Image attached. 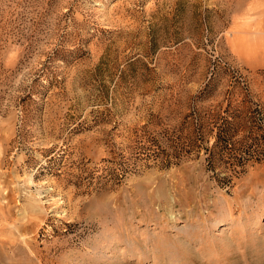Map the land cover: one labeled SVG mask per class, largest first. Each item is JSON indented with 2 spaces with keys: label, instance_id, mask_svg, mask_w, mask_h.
Returning <instances> with one entry per match:
<instances>
[{
  "label": "rangeland",
  "instance_id": "rangeland-1",
  "mask_svg": "<svg viewBox=\"0 0 264 264\" xmlns=\"http://www.w3.org/2000/svg\"><path fill=\"white\" fill-rule=\"evenodd\" d=\"M0 259L264 264V0H0Z\"/></svg>",
  "mask_w": 264,
  "mask_h": 264
},
{
  "label": "trees",
  "instance_id": "trees-1",
  "mask_svg": "<svg viewBox=\"0 0 264 264\" xmlns=\"http://www.w3.org/2000/svg\"><path fill=\"white\" fill-rule=\"evenodd\" d=\"M232 125H233V122L232 121H228L226 126H222V125H218L217 126L218 131H217V134H216V141H215V144H216L215 146L216 147L220 146L222 148L225 147L226 149H228L231 144H234L232 142V140L235 137V131H237L238 129L235 126H232ZM258 127L259 126H257L256 128L255 127H253V128H251V127L242 128L245 131H247V134H245V137H244L245 140H250V141L256 142L255 144L260 143L259 142L260 136H258V134L260 133L259 132L260 128L258 129ZM211 131L213 133L214 129L210 130V132ZM244 163L245 162L243 160L240 161L241 165H243Z\"/></svg>",
  "mask_w": 264,
  "mask_h": 264
},
{
  "label": "bare ground",
  "instance_id": "bare-ground-1",
  "mask_svg": "<svg viewBox=\"0 0 264 264\" xmlns=\"http://www.w3.org/2000/svg\"><path fill=\"white\" fill-rule=\"evenodd\" d=\"M1 246H2V245H1ZM8 247H9V246H8ZM8 249H9V248H8ZM10 249H11V247H10ZM5 250H6V249H5ZM5 252L7 253V250L4 251V253H5ZM2 254H3V252H2ZM4 255H5V254H4ZM5 256H6V260H7V259H8V257H7L8 255H5ZM5 256H4V259H5ZM9 258H10V257H9ZM0 260H1V259H0ZM5 262H6V261H5ZM7 262H8V261H7ZM9 262H10V261H9ZM10 263H11V262H10Z\"/></svg>",
  "mask_w": 264,
  "mask_h": 264
}]
</instances>
